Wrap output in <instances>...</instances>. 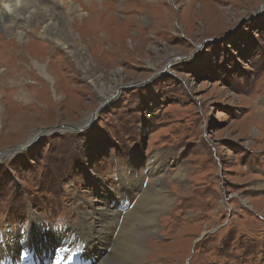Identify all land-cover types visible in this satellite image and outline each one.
<instances>
[{
    "label": "rangeland",
    "instance_id": "1",
    "mask_svg": "<svg viewBox=\"0 0 264 264\" xmlns=\"http://www.w3.org/2000/svg\"><path fill=\"white\" fill-rule=\"evenodd\" d=\"M0 1L2 264H98L122 224L104 206L162 175L131 264H264V0Z\"/></svg>",
    "mask_w": 264,
    "mask_h": 264
},
{
    "label": "bare ground",
    "instance_id": "2",
    "mask_svg": "<svg viewBox=\"0 0 264 264\" xmlns=\"http://www.w3.org/2000/svg\"><path fill=\"white\" fill-rule=\"evenodd\" d=\"M31 1H33V0H23L22 5L23 4H29ZM38 1H40L41 3H44L46 0H38ZM58 1H62V0H58ZM56 4H57V1L55 2V5ZM17 6H18V4H17ZM22 9H24V8H22ZM78 10H79L78 6L71 5L69 7V11L71 13H77L78 16L79 15L81 16L82 13H80ZM8 16L9 15H7V14L0 15V27L3 29H6V27H10V25H8V22H11V19ZM14 22H15V20H14ZM58 31H60V33H64L62 30H58ZM37 65H38V63H37ZM38 67H40V69H42V72L44 73V75L49 77V74L46 70L45 65L44 66L41 65ZM71 128L74 129V127H71ZM21 146L23 147V145H21ZM13 149L18 150L19 147H14ZM4 151H6V150H4ZM9 151H6L4 153H3V151H1V154H4V156H6L8 154H11V152H9ZM2 156L3 155H0V158ZM154 172H155V170H154ZM162 176L163 177L161 179L159 177L157 178V179H160V181H153L150 190H149V188H147L146 191H143L142 195L139 198V202L137 201L138 204L136 206H134L133 202H132V206H131V202H129V203L123 202L122 204L116 203L117 205L111 204L109 202V204H107V206L109 208L107 206H104V208H106L110 213L109 220H110V218H112L111 215H113L116 219H119V221H117V225H120L119 222H121L122 224H121V228L119 231V235L115 239V241L118 242V245L115 248L113 247V249L111 250L110 253H108V252L104 253L102 259L99 262H97L98 264H131L132 263L131 261H133V262L139 261L145 256L147 249H148L147 238L150 236L149 233H151L152 230L155 228L157 211L160 208H162L165 204H167L166 201H168V198H169L168 195L165 194L166 192H164L165 187H166V182H165V178H164L165 175H162ZM124 177L125 176H123L122 178H124ZM133 183H134L133 181H129V182L121 181L120 186H123L125 189H130V194L133 196V190L131 187V184H133ZM257 186H259V183L257 184ZM143 187H144V184L142 181V185L139 189H142ZM166 191H167V189H166ZM117 193H118V195H117ZM114 194H116L118 199H120L121 195L123 194V191H122V189L117 187ZM139 195L140 194L138 193V196ZM129 198L130 197L128 196V197H126L125 200H127ZM133 198L135 199L137 197H133ZM121 206H123V207L121 208ZM150 208H152V210H150ZM150 211H152V212H150ZM88 214L85 212L86 216H88ZM105 219H108V218L105 217L104 220ZM35 226H37V223L33 222L32 226L29 228V230H26L24 232V234L21 235V236H24V238L23 237H21V238L26 244H28V242L30 241V238L33 237V233H34L33 230L38 232L39 228L35 227ZM34 227L37 228L38 230H36ZM83 229L87 233L89 239H88L87 243H82V244L84 245V250H85V247H87L88 251H90V249H89L90 248V234L92 232H99V230H98L99 226L95 225L94 223L89 222V220L87 219V224H84ZM94 229H96V231H93ZM51 232L54 235H59V234L60 235H66V234H68L69 229L65 228L63 231L64 232L63 234L56 232L55 230H51ZM81 232L78 233L77 235H80ZM101 233H103V232H101ZM2 237H3L2 243H4L5 242V236L3 235ZM2 245H4V247H2V250L10 251L9 246L7 247V246H5V244H2ZM26 252L27 253L30 252V254H32L31 252H34V251H29V250L23 251V253H26ZM84 254H86V252H84ZM19 255H20V253H19ZM54 255L57 256L58 253L56 252ZM80 255L81 254H77V253L73 252L70 255L71 258L68 260V263L69 264H81V263L89 264L90 263V260L88 262L81 260ZM86 260H87V258H86ZM56 261H58L56 258L49 257L44 263L45 264H47L48 262L56 263ZM0 264H2V258L0 260ZM18 264H20V263H18ZM25 264H31V262L28 261Z\"/></svg>",
    "mask_w": 264,
    "mask_h": 264
},
{
    "label": "water",
    "instance_id": "3",
    "mask_svg": "<svg viewBox=\"0 0 264 264\" xmlns=\"http://www.w3.org/2000/svg\"><path fill=\"white\" fill-rule=\"evenodd\" d=\"M124 87H126V86H122L121 88H124ZM114 97H115V95L112 96V97L110 96V97L108 98V100L105 101V102L103 103L102 106L108 104L109 100L113 99ZM102 106H100V108L96 110L95 114H97V113L101 110V107H102ZM55 127H60V128H61V127L71 128L72 126H70L69 124H68V125H56V126H51V127H49V129H52V128H55ZM47 129H48V128H47ZM43 130H46V128L43 129ZM80 130H81V129H80ZM16 147H19L20 149L22 148L21 145H17ZM0 152H1V150H0Z\"/></svg>",
    "mask_w": 264,
    "mask_h": 264
},
{
    "label": "snow or ice",
    "instance_id": "4",
    "mask_svg": "<svg viewBox=\"0 0 264 264\" xmlns=\"http://www.w3.org/2000/svg\"><path fill=\"white\" fill-rule=\"evenodd\" d=\"M6 7H7V5H6ZM2 242H3V237H2V235H0V245H2Z\"/></svg>",
    "mask_w": 264,
    "mask_h": 264
}]
</instances>
